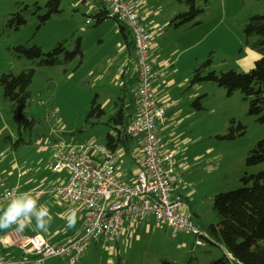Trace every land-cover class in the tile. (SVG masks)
<instances>
[{
    "label": "rangeland",
    "instance_id": "rangeland-1",
    "mask_svg": "<svg viewBox=\"0 0 264 264\" xmlns=\"http://www.w3.org/2000/svg\"><path fill=\"white\" fill-rule=\"evenodd\" d=\"M35 2L45 5L47 0H0V62L15 74L30 68L36 70L30 87L29 112L42 123L36 127L38 133L33 135V143L37 147L51 141L106 146L108 135L116 133L107 122L115 103L123 96L122 84L117 81L119 67L129 56L121 52L126 44L119 23L109 18L96 25L85 2L63 0L65 13L54 15L46 25L40 26L38 18L29 16L27 24L19 30L7 26L17 3ZM149 2L160 5L166 25L162 35L156 38L157 47L154 45L150 51L157 66L154 83L156 89L160 87L156 95L161 91L164 100H159L166 108V122L160 128V136L166 148L175 153V168L186 181L181 189L183 195L188 197L192 209L202 216L198 226L217 223L216 195L242 187V178L247 173L257 174L264 170V163L255 167L247 165L249 153L264 138V123L249 115L250 102L240 90L230 95L215 82L193 83L194 66L211 60L208 71L218 74L230 70L250 72L260 54L248 43L245 27L251 16L264 15V1L212 0L206 14L177 27L170 26L166 18L177 1ZM198 21L201 23L196 25ZM62 23L73 24L76 36L81 38L85 54L83 63L82 59H76L65 66L38 67L28 59L14 57L11 49L28 42L41 46L46 52L53 49L58 42L52 37ZM74 47L75 43L70 45V51ZM159 60H166V69L162 70L164 66ZM130 65L131 68L132 63ZM96 97L106 114L100 123L93 125L96 119H89V115ZM197 99H200L201 109L193 104ZM239 124L246 127L245 133L237 129L236 139L219 138L231 125L238 127ZM8 137L16 141L19 129L0 89V157L4 145L10 144L6 142ZM9 162L8 159L0 164V180L3 167H8ZM7 185L4 183L1 187ZM174 198L172 195V200ZM185 208L188 215L193 216L190 206ZM183 236L188 241L189 254L186 248L180 249ZM222 255L218 246L197 245L190 232H181L175 237L171 227L152 217L145 221H124L117 240L96 242L91 239L76 263L70 262L68 257H59L47 264H164V260L185 264L191 257H196L194 264H208Z\"/></svg>",
    "mask_w": 264,
    "mask_h": 264
},
{
    "label": "built area",
    "instance_id": "built-area-1",
    "mask_svg": "<svg viewBox=\"0 0 264 264\" xmlns=\"http://www.w3.org/2000/svg\"><path fill=\"white\" fill-rule=\"evenodd\" d=\"M112 16L127 25L133 33L135 48L131 76L135 79L136 105L129 117L128 131L134 137V153L139 168L129 182L121 169L126 159L123 151L106 146L87 144H57L53 165L57 172L69 173L66 184L53 189L63 201L78 204L86 215L82 233L69 243L51 241L37 235L12 243L0 235V264H45L55 257H69L76 263L86 252L91 239L96 242L117 240L126 220L145 221L154 217L172 228L174 235L190 232L197 237L202 229L188 215L181 195L172 200L174 190L186 185L174 166L175 153L168 150L160 136L166 108L157 98L156 76L150 51L154 35L140 19L133 0H104ZM90 22V20L88 21ZM18 184L0 192V206L24 192ZM52 188L41 190V196ZM15 248L23 258H7L3 251Z\"/></svg>",
    "mask_w": 264,
    "mask_h": 264
},
{
    "label": "trees",
    "instance_id": "trees-1",
    "mask_svg": "<svg viewBox=\"0 0 264 264\" xmlns=\"http://www.w3.org/2000/svg\"><path fill=\"white\" fill-rule=\"evenodd\" d=\"M184 7L171 21L170 26H180L192 22L206 14L212 0H176ZM264 1V0H263ZM63 0H47L45 5L39 2L33 4L17 3L15 11L10 14L7 26L10 29L19 30L26 25L29 16L38 18L40 26L46 25L54 15L63 12ZM99 25L109 18L119 23L123 37L131 54L134 52L135 43L133 33L127 25L121 23L116 16H112L104 6L91 16ZM201 21L195 24H200ZM248 43L255 49L260 57L256 60L255 67L247 73L230 70L218 74L208 71L207 66L211 60L196 63L192 82H215L225 88L230 95L240 90L246 100H249V115L264 123V15H254L249 18L245 27ZM75 43L74 50L69 47ZM15 58L28 59L38 67H51L68 65L76 59H82L84 51L81 38L73 33L71 36L60 40L53 49L46 52L39 45L30 42L11 49ZM35 69L30 68L15 74L12 69H5L0 73V89L2 99L7 104L12 119L19 129V137L16 141L8 137L6 142L17 149L24 144L31 143L33 135L38 133L37 125L42 121L29 112L32 98L30 87L33 83ZM135 79L125 82L124 95L116 102L115 112L110 116L107 124L111 125L116 133H110L106 146L112 150H122L127 156L134 157L135 139L128 131L129 117L133 112L136 99L134 91ZM130 98V99H129ZM193 104L201 109L200 99ZM106 114L103 105L97 97L93 100L89 119H96L92 124L101 122ZM235 123V120L232 121ZM237 129L246 132V127L239 124L238 127L230 126L229 131L221 139L234 140L238 137ZM264 163V138L251 150L247 157L248 167H255ZM242 187L222 192L216 195L214 211L217 215V223L202 224V234L199 236L205 244L218 246L223 255L208 264H264V170L257 174L247 173L242 178ZM196 217L197 214L194 213ZM204 231V232H203ZM197 237L195 236V241ZM196 247V244L194 245ZM203 246V245H202ZM196 257H191L185 264H194ZM164 264H176L163 261Z\"/></svg>",
    "mask_w": 264,
    "mask_h": 264
},
{
    "label": "crops",
    "instance_id": "crops-1",
    "mask_svg": "<svg viewBox=\"0 0 264 264\" xmlns=\"http://www.w3.org/2000/svg\"><path fill=\"white\" fill-rule=\"evenodd\" d=\"M82 1L85 2L86 6H88V13L90 16H92L99 9L105 6L104 0H82ZM133 1L136 4L137 11L139 13V16H140V19L143 25L153 32V35L155 37L154 45L156 48L157 47L156 38L157 36L162 35L163 27L166 26L165 19L162 18L163 17L162 14L164 15L165 13L163 11L161 12L160 5L158 6L155 3H150L149 0H136V1L133 0ZM176 4L177 5L172 6V8L169 10V15L166 16V18L170 20L169 25L172 19L174 18V16L177 13H179V11H182L184 9V7H181L177 2ZM64 11L65 9H63V12ZM68 24L69 23L60 24L58 28L59 31L53 36L54 38L52 37V40H54L55 42H59L60 40L71 36L73 32L75 33L76 31L74 30L76 29H72L73 24H69V25ZM125 44H126V47L125 49H121V52L128 53L129 55L127 59L128 61H126L125 64H122V66L119 67V75L117 76V81H119V83L122 84V90H123V87L125 86V82L132 79L131 72L134 66L133 65L134 57H133V54H131V52L128 49L126 40H125ZM84 57L85 56H83V58ZM83 58H82V63H83ZM154 59L156 60V58ZM151 61L156 71V76H155V80H156V77L158 75L157 66L153 58H151ZM159 61H161L162 67L166 64V60H159ZM131 63H132V67L130 68ZM166 68L167 66H164L162 70ZM4 69H5V65L3 64V62H0V73ZM154 87H155L156 92H157V89L160 88L158 85V88L156 89L155 83H154ZM160 92L161 91L158 92L159 94L157 98L158 100L159 99L164 100L163 95L161 97ZM123 95H124V92H123ZM159 102L162 104L160 100ZM115 106H116V103H115ZM114 112H115V107H114ZM165 122H166V119H165ZM68 142H72V141H51L46 144H41L40 147H37L35 146V144L33 143V140L31 139V143L24 144L17 149H13L11 144L4 145V149L2 150L3 154H2V157H0V164H2V162L4 161L6 162L8 159L10 160V162H9L8 167L6 168L3 167L4 168L3 169V179L0 180V192L8 189L12 185L18 184L21 187L20 189L21 192H24V193L28 192L36 199L37 208H39L41 205H46L48 208L49 214L52 217V221L48 225L46 230H41V229L36 228V219L34 216L31 217L30 221L26 222L22 230H21V225L16 224V223L12 224L11 227L7 229H0V235L4 236L10 242L12 243L20 242L25 238H32L37 235H41L51 241L69 243L70 241L76 239L82 233L83 222H84V218L86 215V211L83 210V208H81L76 203L63 201L60 198V196L53 190L57 188L58 186H62L66 184L69 179V173L57 172L55 171L54 165H53V153H54L55 146L57 144H68ZM22 147H27V148H22ZM124 155L126 159L124 160L125 163H122L121 169L124 172L125 178L129 182H131L134 180L137 170L139 168L138 158L136 156V153L134 154V157L127 156L126 154ZM126 170H128V172H126ZM178 173L182 176L179 170H178ZM0 176H1V173H0ZM4 183H7L8 185L6 187H1V185ZM50 188H52V191L46 192L42 194L41 196H36L37 192L41 190H47ZM181 189L182 187L175 189L173 192L174 194L172 195L174 197L176 195H181L183 199L186 201V205L190 206V208L192 209V206L189 203L188 197L183 195V192L181 191ZM8 203H5L0 206V215L3 214V211L6 209ZM73 209H78V211L76 212L75 225L69 228L68 222H69V218L71 217ZM194 213L197 214V216L199 215L200 217H196ZM191 214L193 215L191 217L195 221H197V224L200 221H202V216L198 212L194 211V209L191 210ZM181 244H182V247H180V249L185 250L186 248V252L189 254L190 253L188 249L189 244H188V241L186 240V236H183L181 240ZM3 255L7 258H14V259L23 258V254L19 252L18 250H16L15 248L8 250V251H3ZM55 258H59V257H55ZM51 259H54V258H51ZM47 262L45 264H47ZM172 262L178 264L177 261H172ZM50 264H55V263H50Z\"/></svg>",
    "mask_w": 264,
    "mask_h": 264
},
{
    "label": "clouds",
    "instance_id": "clouds-1",
    "mask_svg": "<svg viewBox=\"0 0 264 264\" xmlns=\"http://www.w3.org/2000/svg\"><path fill=\"white\" fill-rule=\"evenodd\" d=\"M77 211L78 209L72 210L68 222L69 228L75 225ZM33 216L36 219L37 229L46 230L52 221L46 205H41L37 208V201L30 193H21L10 200L3 214L0 215V229H7L16 223L21 225L22 230L26 222L30 221Z\"/></svg>",
    "mask_w": 264,
    "mask_h": 264
}]
</instances>
